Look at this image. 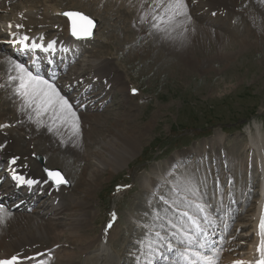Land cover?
<instances>
[{"label":"bare ground","instance_id":"obj_1","mask_svg":"<svg viewBox=\"0 0 264 264\" xmlns=\"http://www.w3.org/2000/svg\"><path fill=\"white\" fill-rule=\"evenodd\" d=\"M58 1L36 0L37 7L25 3L14 4V9L10 14L2 18L4 22H0L1 42L12 43L14 49L16 46L22 45L29 47L33 40H43L51 47H59L61 51L64 49L60 55L63 56L67 53L66 55L69 57L67 62L71 61L69 65L76 63L78 58L83 56V59L77 63L79 67H73L74 79L63 89L65 91L73 89L77 85L76 80L84 82L78 94H75V97L68 102L62 87H56L48 84L42 78L34 77L24 66L18 64L17 57L0 56V162L9 167V170L2 172L3 178L6 177L7 181L0 193V202L15 198V195H19L21 188L23 189L22 194L12 200L10 204L0 205V264H42L40 260L45 257L47 259L43 261V264H119V259L110 251L111 244L118 234L109 235L105 231V225L100 228L98 233L96 231L95 235L94 226L91 227L90 222L94 223L96 220V211H91L94 200L93 193L103 187L107 180L113 176L109 167L116 168V164L122 166L123 163H127L129 156L133 155V151L142 143L141 140L146 135V127L141 124L142 117L140 115V118L138 117L137 110L131 104L134 88L129 87L128 82L121 77L123 71L114 64V58L105 54L94 59L85 55L87 49L84 48H81L79 52L77 49L74 51V48L82 46L84 40L74 39L69 35L68 22L64 13L77 9L57 8L56 2ZM107 1L108 4L103 7L100 4L101 0H93L94 7L90 15L101 23L93 31V40L98 44H94L92 48H100L101 44H104V40L102 42L98 37L101 38L104 33L106 34L110 24L120 26L122 31L125 29L124 31L133 37L129 39V36L125 37L119 33V29L116 31L119 36L115 35L111 40V43H117L116 55L119 47L126 49V46L131 44L129 42H132L137 36L141 39L139 41L147 40L141 42L142 45L149 43L147 47H141L138 42L137 48H132L134 53L128 54L130 57L126 61V66L137 58L140 59L141 56L143 60L150 57L151 61L154 55V58L155 56L157 58L153 60V63L145 62L144 64H149L148 66L156 71L161 68L163 72L167 70L172 73L174 65L180 60V62H184V65H180L184 70L185 66L190 65L188 59L192 57L196 59L198 58L197 53H202L197 50L202 45L200 41L196 40L199 33H202L201 37L216 36L214 41L217 45L229 47L235 43V38L230 37L237 33V29H244L248 33L243 35L240 41H236V46L242 51H247L251 46L254 48V45L258 43H264V0ZM246 1L249 2L248 5L245 4ZM10 2L12 0H0V11H7V5ZM190 5L193 7L191 8ZM226 15L228 19H226ZM109 17L113 18V23L109 21ZM237 17L240 20L235 21ZM219 19H222L225 25H219ZM244 21L246 24L242 25ZM244 25L247 26L244 27ZM211 26L213 27L211 28ZM126 28L130 29V32ZM250 36L254 38L253 45L248 40ZM110 39L107 40L108 43ZM204 44H206L205 40ZM206 48L208 49L209 46L204 45V49ZM158 52L164 54V57L172 62L166 65L162 61H157L162 59ZM11 55L13 56V54ZM116 58L118 59V57ZM149 70L151 69H146V76H149L153 82L158 81L160 77L157 79L150 77L153 75V71ZM191 70L193 69L191 68ZM133 74H129L130 80L136 78ZM90 76L91 82L89 81ZM91 96L101 98L102 103L93 105L90 103ZM106 99H110L116 106L115 112L111 113L112 110L108 108L111 104L105 107ZM83 107L92 109L94 112L102 110L104 107V115H102L103 113L95 114L98 117L96 121L103 117L99 122H95L99 124L98 128L94 127V123H92L93 116L80 113L79 109ZM105 111L109 113H105ZM154 115L156 114L154 113ZM97 130L102 135H95ZM257 132L253 137L250 136L251 141L247 144L249 145L248 149L244 148L245 152L255 153L253 158L251 153L245 156L247 159L243 165L244 176H248L254 170L256 176L264 177V132ZM213 139L215 142L219 140V138ZM94 144L100 146L99 151L92 152ZM238 150L235 151V154L231 148L226 150L227 158L234 161ZM90 154L95 155L96 161L103 163L105 169H103L104 167H95L96 164L90 163L84 164L80 169L78 166V173H74L76 166L74 168L73 164L81 160L85 161L86 159L83 157ZM190 154L191 150L176 154L173 161H168L165 170L153 172L154 177H147L150 181L144 179L142 192L147 195L148 203H154V199H151L158 193L161 194L159 189L165 181L164 178L177 165L183 163ZM204 154L207 155V152L204 151L199 158ZM216 155L214 153L210 156L211 176L220 175L217 174L216 166L218 165L213 162L216 161ZM219 155L222 159L226 157L225 155L221 156L222 152H219ZM37 157H42L44 163H39ZM193 157L196 158L197 154H194ZM43 166L62 168L63 172L71 179V189L64 190V187H53L45 178L42 171ZM89 168L92 170H89L88 174ZM224 171H226L225 168ZM64 179L67 180L65 176ZM257 180L259 182V179ZM169 183L173 185L170 180ZM174 183L179 185V190H183L186 184L188 187L191 184L190 181L181 183L176 180ZM167 191L168 189L164 191V194L162 193V198L165 195L167 200L169 199V203L175 201V198L173 199ZM34 199L38 201L40 210H32L31 214L22 213L21 209L30 208L35 202ZM252 211L253 218L249 221L251 224H248L252 238L246 244V256L242 252H238L237 244L234 243L230 246V250L222 251L223 260L214 264H239L241 261L248 258L253 259L256 256L260 240L254 228L255 204H253ZM186 217L188 218V216ZM231 217H233V212ZM236 218L239 219L238 216ZM129 219L135 222H131L132 225L134 224L133 227H138L136 222L141 221L130 216ZM238 222H234L233 231L239 226ZM209 224L211 225V223ZM221 230L223 231L224 228ZM142 242L144 241H140V243ZM216 242L217 240H214V243ZM60 252H63V255ZM54 255L57 258L61 255L60 259L50 263L51 257ZM169 255L171 256L172 253ZM152 256L154 257L155 254Z\"/></svg>","mask_w":264,"mask_h":264},{"label":"rangeland","instance_id":"obj_2","mask_svg":"<svg viewBox=\"0 0 264 264\" xmlns=\"http://www.w3.org/2000/svg\"><path fill=\"white\" fill-rule=\"evenodd\" d=\"M35 1L12 0L7 5V11H0V16H2L0 17V22H4L2 18L10 14L14 9V4L25 3L32 7L34 5L37 7L38 3ZM100 4L105 7L108 1L101 0ZM245 4L248 5L249 2L247 3L246 1ZM93 5V0H59L56 2L57 8L62 7L64 10L77 9L86 13L91 19L96 20L90 15ZM190 6L191 8L193 7L192 5ZM226 19H228L227 15ZM236 20H240L239 17ZM109 21L113 23V18L109 17ZM218 22H220L218 23L219 25H225L222 19H219ZM96 23V28H98L97 25L99 26L101 22L97 21ZM243 24H246L245 21L244 23L242 22ZM246 26L244 25V27ZM114 27L116 28L112 29ZM107 30L106 34L108 33V35L104 33V36L98 37L102 42L104 40V44L100 43L102 45L100 48L93 47V50L92 46L96 44L95 40H93L94 36L89 40L83 41L80 48H86L87 52L85 55L87 54L94 59L105 54H109V56L114 58V64L123 71L121 72V77L128 82L129 87L134 88L132 90L133 100L131 104L137 110L136 114H138V117L139 115L142 117L141 124L146 127V135L141 140L142 143L140 142L139 147L133 151V155L129 156L127 163H123L122 166L116 164V168L109 167L112 170L111 172H113V176L107 180L103 187L93 193L94 200L91 211H96V220L94 223L92 221L90 223L91 227H95V229L93 227L94 234L96 235L100 228L105 225V231L109 235L118 234L115 241L111 244L110 251L119 259V264H181L180 258L176 257V253L184 255V250L180 249L184 246L175 244L179 249H173L170 256L169 254H161L163 252L162 243L168 244L174 239L183 240L180 235L183 234L187 237L186 235L190 233L193 227L203 229L206 220L211 223L215 221L213 217H215L217 211L224 214L230 207L233 208L234 213L233 217H231L233 219L229 220V234L224 239L222 248L224 251L230 250L229 246L236 243L238 252H242L246 256V244L252 238L248 224H251L249 221L253 218L252 210L257 180L254 170L248 176H244L243 165L247 159V157L245 158L246 154L251 153L245 152L249 147L247 144L251 141L250 136L253 137L258 133L257 131L260 133L264 132V43H258L254 45V48L251 46L248 49L249 51H242L236 46V41H240L242 36L248 33L244 29H237V33L230 37L235 38V43L229 47L217 45L214 41L216 36L205 35L201 37L202 33H199L196 40L200 41L202 45L197 50L202 53H197L198 58L196 59L195 57L188 59L190 65L184 67L185 71L182 69L183 66H180L181 64L184 65V62L182 63L178 60L177 65L173 63L175 64V70L173 69L172 73L167 70L163 72L161 68L157 72L155 69L150 68L149 64H144L145 62L153 63V60L157 58L156 56L154 58V55L151 61L150 57L143 60L141 56L140 59L137 58L132 63H128L127 66L125 65L130 57L128 54L134 53L133 49L136 44L138 45V42L141 47L149 45V43L146 45L141 44L146 39L139 41L141 39L137 36L133 39L134 41L136 40L135 42L132 40L134 44L129 42L131 44H129L130 46L127 45L126 49L119 47L120 50L118 49V54L116 55L115 49L118 46L116 45L117 43H111L112 38L115 35L119 36V33H122L125 37L129 36V39L133 37L125 32V29L122 31V28L120 26L117 27L116 24H110ZM238 30L240 33H238ZM108 39H110L109 43L107 42ZM204 40L206 44H204ZM248 40L253 45L252 41H254V38L250 36ZM204 45H208L209 48L204 49ZM128 47L129 49L127 50ZM158 53L160 54V52ZM4 55V53L0 52V56ZM160 55L162 59L157 61H162L166 65L172 62V60H167L168 58L166 59L164 54ZM81 59H83V56L79 57L76 64H72L71 67H79L77 63ZM18 64L21 66V63ZM145 68L147 70L151 69L149 70L150 72L153 71V75L150 77H155L156 79L160 77V79L155 82L150 80L149 76L145 74L147 73ZM129 74H133L136 78L130 80ZM69 76L74 77L72 69L64 67L61 70V76L57 75L53 79L46 78L44 81L56 87H65L66 83L70 81H68ZM34 77L38 76L34 75ZM71 77L70 79L73 78ZM79 85L80 83L77 85L78 89L80 88ZM77 91V89H68L63 94L67 98H72ZM91 98V103L93 102L94 105L102 103L101 98L99 99L97 96H91ZM108 104H111L110 107H108ZM105 107L112 110L111 113L114 110L116 111V106L112 104L110 99H106ZM103 110L104 107L97 112L90 110L79 111L81 114L93 116L91 118L93 120L92 123L96 127L99 124L95 122H99L103 117L96 121L98 117L95 114L103 113L102 115H104ZM107 111L105 113H109ZM6 126H9V124H6ZM97 134H101V132L97 130L95 135ZM213 138H219V140L215 142ZM230 148L231 151H234V154L235 151L240 149L237 152L238 155H235L237 157L234 156V161H230L226 156V150ZM91 150L92 152L99 151L100 146L94 144ZM186 150H191V154L164 178L165 181H162L163 183L159 189L161 194L158 193L157 196L155 195L151 199H154V203H148L147 195L142 192L144 179L150 181L147 177L152 178L155 176L154 173L165 170L168 161H173L176 154ZM204 151L207 152V155L204 154L199 158ZM219 152H222L221 156L225 155L226 157L222 159ZM214 153L217 154V162L215 163L218 165L216 166L217 174L222 175L210 177L208 176L210 171L208 161ZM194 154H197L198 158L193 157ZM251 155L253 158L255 153H251ZM95 158V155L90 154L83 157V159H86L85 161L81 160L74 163L73 167L75 168L76 166L74 173H78V166L80 169L84 164L90 163L96 164L94 165L95 167H104L103 169H105L104 164L96 161ZM80 163L81 166L79 165ZM240 164L241 166L239 167ZM231 167L234 168L231 169ZM57 168L69 182V185L64 187V190H70V177L63 172L62 168ZM224 168L226 171H224ZM154 169L155 171H153ZM89 170L91 171L92 168L88 169V174L90 173ZM194 172L195 175H200L199 179L195 180L193 178L195 177L193 176ZM169 180L173 185L169 183ZM175 180L181 183L190 181L191 184H189V187L186 184V188L179 190V185L174 183ZM4 183L5 179L0 183V187ZM167 189V192L171 194L173 199L175 198L176 202L169 203V199L167 200L165 195L162 198L161 195ZM186 194L188 196H185ZM183 202L189 204V207H184L182 205ZM164 204L170 205L171 208L166 207ZM155 205L157 206L155 207ZM213 207L214 211H212ZM36 209L39 210L38 204L34 203L32 208L21 212L31 214L32 210ZM180 211L187 212L192 218L187 220L183 217V212ZM129 216L133 217V219L141 220V223L136 222L138 227H133L134 224L132 225V223L135 222L129 219ZM237 216L239 219L236 218ZM235 221H239V226L233 231L232 226ZM154 233L158 234L159 237L161 236V239ZM169 237H173V240L167 239ZM122 241L124 242L122 243ZM140 241L144 242L140 243ZM154 252H159L157 258L152 256L156 254ZM60 256L58 258L53 256L51 261L60 259Z\"/></svg>","mask_w":264,"mask_h":264},{"label":"water","instance_id":"obj_3","mask_svg":"<svg viewBox=\"0 0 264 264\" xmlns=\"http://www.w3.org/2000/svg\"><path fill=\"white\" fill-rule=\"evenodd\" d=\"M65 15L69 18L70 21V33L75 38H88L92 36L93 29L95 27V21L92 20L90 17L86 16L85 14L78 12V11H72V12H66ZM49 178L55 183H66L61 178V174L59 171H53L48 172ZM54 176H53V175ZM58 177V178H57Z\"/></svg>","mask_w":264,"mask_h":264}]
</instances>
